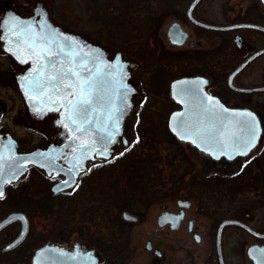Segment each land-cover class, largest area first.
Instances as JSON below:
<instances>
[{
	"label": "rangeland",
	"instance_id": "rangeland-1",
	"mask_svg": "<svg viewBox=\"0 0 264 264\" xmlns=\"http://www.w3.org/2000/svg\"><path fill=\"white\" fill-rule=\"evenodd\" d=\"M190 0H181L182 10L185 8ZM253 0H204L196 12L200 17L207 21L217 23H230L240 17L245 10L251 6ZM255 1V0H254ZM38 2L43 4V7L49 15L50 21L61 31L78 35L85 40L101 46L107 53L113 56L116 52H121L119 45L124 35H127L133 27H130L129 22L133 19H139L135 11L138 7H135L136 3L132 0H0V11L4 9L17 8L18 12H22L27 9L29 5H36ZM182 11V12H183ZM264 15V7L261 10ZM177 20L175 16L171 15L167 17L159 27L158 38L164 44L163 52L169 57L173 58L176 54L174 51H181L187 49L171 47L166 38V31L170 23ZM141 21V20H140ZM126 26V28L124 27ZM128 25V26H127ZM133 24H131L132 26ZM184 28L189 31L191 27L189 24H183ZM129 30V31H128ZM192 31V30H191ZM124 36V37H123ZM192 41H196V35L191 38ZM123 60L133 63L134 59L126 57L122 53ZM261 66H264L262 64ZM260 64L257 63L247 71L246 82L253 84L258 81L264 82V76L257 75L259 72ZM10 69L9 62L6 58L0 55V75L6 73ZM133 68H129L131 73L129 82L133 83L136 89V95L132 99L130 116L125 124L123 136L129 142L126 146H120L118 152H125V148H129L133 145L132 141L135 140L136 124L139 119V106L144 101V92L147 87L150 86L153 79L148 76L147 72H141L138 76L141 83L139 85L137 79L133 75ZM194 72L184 69V71H177L173 76L193 75ZM168 80V78H166ZM168 85L164 89L168 94ZM165 86V84H164ZM264 99V95H255L252 97L253 105L260 103ZM0 100L6 107L5 120L3 125L10 131V133L21 141L23 150L32 149L34 146L44 147L45 137L41 134H36L27 130L21 125L16 118L18 115L19 102L14 97L13 89H7L3 82H0ZM163 109L162 104L157 103V109L159 112ZM172 112V111H171ZM180 150L184 156V162L177 167L176 171L170 170L169 167L163 165L162 162H158L159 158L164 157V153L154 154L150 156L151 161L157 162V168L162 171V177L159 181L160 185L151 187L148 180H142V183L127 182V179L122 174V170L118 171L117 166L113 164H106L101 168H93L89 171L90 178L82 182L78 196L74 200L68 203L64 202L59 205L57 200H54L55 207L53 211L55 213L66 214L67 217H74L76 223L71 221L68 228H76L82 226L79 231L80 234H70L71 239H76L80 242H85L83 238H88L97 242L101 237L105 241L106 239L117 238V234H122L123 237H129V251L125 254L121 253L122 260H118L116 264H148L150 254L144 249L146 239H150L154 242L156 247L162 249L166 254L172 250H176L182 243L192 245L196 248V252L199 254L200 264H213V256L208 258V254L214 250V241L207 236L208 231L211 228L209 222V216L211 215L213 208L219 211L220 217H230L238 213L241 209H246L249 214L247 223L250 224L255 230L264 229V182L261 184L258 179L259 175L252 176L253 180L247 182L244 185L238 183L229 189L218 191H210L211 197H203L202 202L196 198H192L187 191H179L177 194H171L166 191L169 188L170 181L168 176L182 175L185 181H197L203 178L197 174L200 169L204 168V163L201 160L200 155L196 149L186 143L179 142ZM263 144V143H262ZM131 156L137 153H129ZM260 158V157H259ZM115 161V160H114ZM116 162V161H115ZM253 163V162H252ZM156 164V163H154ZM118 165V164H116ZM174 165L179 166V162H175ZM152 173V172H151ZM151 173L148 176L153 177ZM219 174H207L205 177H223ZM34 180L36 177L33 178ZM91 179V182L86 185ZM264 180V178L262 179ZM36 182L38 180H35ZM158 181V180H154ZM55 183V180H50L46 185V188L39 189V182L37 184H28L27 187L33 186L32 192L28 193L26 204L22 207L29 206V203L33 201H39L42 195H50V188ZM87 188V189H86ZM159 189L160 191L157 192ZM185 189L187 186L185 185ZM177 200H189L191 203L188 210L189 217H197L198 232L201 235V242L199 244H191L189 237L185 231L178 229L175 231L169 230L165 227H159L156 223L157 217L165 209L169 212L178 210L176 204ZM207 200L211 203L207 206ZM217 205L213 207L214 204ZM123 206V207H122ZM164 206V207H162ZM125 207V208H124ZM129 212L131 215L137 217L136 222H129L124 220L121 216L122 212ZM39 212V211H38ZM7 213V212H6ZM36 215L32 217L31 224L33 225V233L39 235V241L45 234H48L49 228L54 225V219L49 215ZM73 215V216H72ZM3 216V215H2ZM68 230V229H67ZM214 231V230H212ZM102 233V234H101ZM66 234V233H65ZM104 236H106L104 238ZM36 237V238H38ZM3 237L0 236V243L3 241ZM42 240V239H41ZM250 239L243 234L237 228H228L223 234V248L228 254L235 251L234 256H229L227 259L230 264H244L245 260V243ZM42 243H38L37 239H29L23 243L22 250L25 251V258H29L33 253V250L39 247ZM158 244V245H156ZM177 246V248H176ZM236 248L241 250H235ZM244 249V250H243ZM172 253V252H171ZM129 258L126 260V258ZM120 257V258H121ZM233 260V262H232Z\"/></svg>",
	"mask_w": 264,
	"mask_h": 264
},
{
	"label": "snow or ice",
	"instance_id": "snow-or-ice-1",
	"mask_svg": "<svg viewBox=\"0 0 264 264\" xmlns=\"http://www.w3.org/2000/svg\"><path fill=\"white\" fill-rule=\"evenodd\" d=\"M38 15L39 20L9 14L4 21L0 41L4 42V51L11 53L16 60L31 62V67L18 79L25 97L30 102H38L33 103V111L39 108V115L48 107L57 111L62 109L56 123L67 130L66 140L72 151L61 154L52 149L46 154L16 156L12 153L6 157L0 149V198L5 196L4 185L20 179L29 163L39 164L49 173L66 175L67 179L55 185L54 191L59 192L62 186H74L73 190L79 187L76 177L86 170L91 171V167H86V161L96 157L115 158L110 145L117 142L122 131L121 121L131 108L130 93L135 91L128 83L131 75L129 64L122 59L121 53L116 52L109 59L104 49L85 44L77 36L61 31L48 20L46 12H38ZM198 80L207 83L202 78ZM173 94L177 95L175 91ZM190 95L188 110L172 113V131L180 139L190 140L212 156L247 155L260 134L256 114L247 109H227L216 97L202 90ZM180 102L189 103L184 99ZM226 113H231V116H225ZM8 140L10 145L14 143L11 137ZM138 140L139 136H136L132 143ZM124 143L129 144L127 140ZM116 155H123V151ZM61 157L70 167L63 168L56 163ZM13 246L7 245L9 248ZM77 249L75 253L59 248L55 251L70 258L83 255L94 264L91 252L81 254L79 246ZM249 251L250 254L264 253V249ZM52 264L62 262L53 261Z\"/></svg>",
	"mask_w": 264,
	"mask_h": 264
},
{
	"label": "flooded vegetation",
	"instance_id": "flooded-vegetation-1",
	"mask_svg": "<svg viewBox=\"0 0 264 264\" xmlns=\"http://www.w3.org/2000/svg\"><path fill=\"white\" fill-rule=\"evenodd\" d=\"M192 1L193 0L189 1V3L185 8V11L181 9V16H175L177 20H174L170 23V25L172 23H178L180 25L181 29L187 34V38L185 42L181 45L172 44L170 42L169 36L167 35V31L170 25L168 26L166 31V38L171 47H176L180 49L182 47L184 48L185 45L188 46L187 49L181 51H174V52H176V54L178 53L181 54L182 58L190 59L191 64L194 63L195 71L193 75H184V76L176 77L172 79L170 83L182 77L200 76L206 79L207 81V83L204 86V90L206 93L216 97L219 100V102L224 105L225 108L247 109L254 112L261 126V135L259 138V142L256 145V147L253 150H251L249 154H247L246 156H237L231 160H227L224 157H221L219 159H213L207 154H204L203 152L196 150L197 153L200 155L201 160L205 166L204 168L200 169V171L197 173L201 175L203 178L199 179L196 187L193 188L197 189V197L199 198L198 200L202 202L203 197L204 198L206 196L211 197V195H213L209 192L210 184H208L207 181L210 180L209 179L210 177H205L207 174L218 175L219 172H222V174L228 175L229 176L228 183H224L226 185L228 184V187H233L237 185V182H239L241 185H244L247 182H251L253 180L252 176L254 175L261 176V178L258 179V182L260 184L264 182V180H262L264 178V99L261 100L260 103H257L255 105H253V103L251 102L253 96L264 95V91L253 92V93L240 91L249 88H258L264 86V82L261 80L253 84H250L246 82L247 79H245L247 76V71L257 63L260 64V67H259V72H256V74L260 75L261 77L264 76V66H261L262 64H264V53L248 61L242 68H240L233 75L231 81L229 82V77L233 74V72H235L245 61H247L250 57H252V55H254L255 53H257L258 51L264 48V31L259 29L247 28V27H233L227 30H209L199 26H195L186 16V10ZM203 1L204 0H200L192 11L193 18L201 23L207 25H214L217 27H229L239 24H250L264 28V15L261 12L262 7H264V3L262 0H255V1L253 0L251 3L252 5L249 6L245 10V12L242 15H240V17L236 18L235 21L230 23H217V24H215L212 21L209 22L205 20L204 18L200 17L199 14L196 12L197 8ZM179 3L181 4L182 7V2ZM6 11H13L21 17H30L39 20V15H38L39 9L37 8V4L34 6L32 4L29 5V7L23 10L22 12H18L17 8H15V10L4 9L0 11V15L5 13ZM183 24H189L192 31L191 30L187 31L183 27L184 26ZM194 34L196 35L197 38L196 41L191 40ZM3 43H4L3 41H0V55L7 59L10 65V69L6 73L0 75V82H3V84L7 89H13L14 97L19 102L18 115L16 116V118L19 120L21 125L31 132H35L38 135L41 134L42 136H44L45 143L47 144L52 139L56 138V136L59 134V129L52 124V121L49 118L44 119L42 117H39V115L37 114L39 108L37 109V111H33V106L29 102L27 97H25L23 91L21 90L20 81L18 79V76L22 75L25 71H27L29 67H31V62L29 61L28 63H21L20 61L16 60V58L12 56L11 53L4 51ZM160 43L164 47V44L161 42V39H160ZM112 57L113 56H111L108 53V58H112ZM132 70L134 77L137 79L140 85L141 79L139 80L138 78L140 73L139 65L135 63ZM170 83L168 86L169 97H170ZM145 98L146 97L144 92V99ZM144 101L141 102L139 106V110L141 106L144 104ZM173 104L175 105V108L173 110L179 108L177 104L174 103V101ZM5 114H6V107L0 100V138H2L0 139V142L2 140L4 141L8 137H11L13 140L16 141V143H18L19 153H26L35 148H42L41 146L39 147V145H36L32 149L23 150L21 146V141L15 138L10 133V131L3 125L5 120ZM47 114L50 115V113ZM48 115L46 117H50ZM117 153L119 152H118V147L116 146L112 152L113 156L115 157L114 159L112 157H109V159L107 160L97 158L94 160L86 161L85 165L86 167H91V169L101 168L108 163L114 162L115 159L121 156V155H116ZM30 171H33L34 173L37 174H41L52 181L55 180V183L63 179L62 176H58V177L47 176L38 167L32 165L28 166L27 172L23 176V178H20L16 183L5 185L4 187L5 197H7V200L1 202H3L6 205H14V206H22L26 204L25 198L28 196V193L26 192L27 187L25 185H19V183L26 177V175ZM89 173L90 172L86 170L83 174H79L77 178L79 185L81 184L82 178H84V181L88 179V177L90 178ZM213 179L216 180V177ZM89 182H91V179H89V181L87 182L86 184L87 186ZM191 186L192 185H190L187 188H190ZM77 189L78 187H75V190H73L72 188L67 192H60L55 195L57 196L68 195L71 197L72 200H74L76 196H78L77 193L79 189L78 190ZM50 195L53 196V194L51 193ZM183 201H187L189 203V206L183 209L184 216L178 228L171 229L169 224H165L159 227L162 228L165 227L172 231L183 228L186 235L189 237L191 244L197 245L201 242V235L198 232V224H197L198 218L189 217L188 210L190 209L191 203L189 200H183ZM207 203H208L207 206L211 204L208 200ZM32 204L39 206V201H33L29 203V205ZM216 206L217 205L215 204L213 205V207ZM162 211L164 212L166 210L163 209ZM180 211L181 209L178 207V210L174 211L173 213H179ZM14 212L23 213L21 211H14ZM9 213L2 216L0 220L5 218ZM23 214L26 216L25 213ZM210 214L211 215H208L210 218L209 222L212 230L214 231L210 229L207 233V236L213 239L214 250H213V255L212 252L208 254V258H211L213 256L212 259L213 264H220L221 259L223 264H230L227 258L229 256H234L235 251H233L231 254H228L226 250L223 248V234L225 230H227L228 228L231 227L237 228V227L225 226L222 229L221 250L219 254V252H217V248L215 244L219 224L225 219H233V220H238L251 227L249 224L250 222L247 223L249 219L248 218L249 214L247 213L246 209L245 210L241 209L240 211H238V213L234 214L233 216L223 218L220 217L221 215L219 214V211L214 208L212 212H210ZM27 220L29 226L25 239L17 247L8 250L6 252H0V264H30L33 253L30 255L29 258H25V251L22 250L21 248L23 243H25L28 237L29 227L31 226V220H29L28 217ZM136 221H129V222H136ZM156 223H157V219H156ZM19 229H20V225L18 222L12 223L6 226L5 228L1 229L0 236L1 237L4 236V238L3 241L0 243V247L11 242L18 235ZM237 229L242 231L243 234H245L250 239L248 242L245 243L246 247L244 249H245L246 263L244 264H260V262L264 261V259L259 258V256L254 259L252 255L249 253V250L251 249V247L255 245L264 246V240H258L252 237L250 234H248L241 228H237ZM252 229L255 230V228ZM255 231L259 233H264V229L255 230ZM105 237L106 236H104V238ZM197 237L199 238V240H196ZM85 242L86 243L80 242L74 238L71 239L70 237L69 238L59 237L53 240L46 241L42 243L39 247L47 243L57 244L60 245L61 248L64 249L65 251L69 253H75L78 251L77 246H79V252L81 254L84 252L93 251L92 254L96 261L95 264H116L119 259L122 260L121 253L124 252L126 254L129 251V244H130L129 237L128 238L123 237L122 234H117V238H111V237L109 239L105 238V241L101 237V239H99L97 242L92 240L89 241L87 240ZM147 243H149L150 245L149 249H147L146 247ZM144 249L147 250L150 254V258L148 259L149 262L148 264H200L199 254L196 252V248L193 247L192 245H187L185 243H182V245H180L176 250H172V248L170 247L169 248L170 252L166 254L162 249L156 247L152 240L146 239ZM235 250H241V249L236 248ZM156 251L159 252V254H157ZM76 258L77 261H85V256L83 255L77 256ZM128 258L129 256L126 258V260Z\"/></svg>",
	"mask_w": 264,
	"mask_h": 264
},
{
	"label": "trees",
	"instance_id": "trees-1",
	"mask_svg": "<svg viewBox=\"0 0 264 264\" xmlns=\"http://www.w3.org/2000/svg\"><path fill=\"white\" fill-rule=\"evenodd\" d=\"M127 1V0H126ZM136 3L135 7H138V10L135 11L136 15L142 16L139 19H133L129 22L130 27H133L132 30H128L129 33L124 35L121 39L119 45L121 47V52L129 58L134 59L135 63L140 67V73H146L153 79L149 87L145 89V101L140 108L139 119L136 124L135 133L136 136H139V140L133 143L127 151L123 153L120 157L115 159L114 162L109 163L113 166H117V170H122V174L127 179V182L142 183V180H148L151 187L160 185L159 181L162 177V171L158 169L157 162L151 161L150 156L154 154H159L160 151L165 155L163 158H159L158 162H162L164 166L169 167L170 170L176 171L177 167H180V164L184 162V156L180 150L178 140L169 132L167 128V119L171 111L175 108L172 99L169 97V94L165 93L164 89L169 82L179 77L177 75L173 76L177 69L181 72L184 69L188 71H195L194 63L191 64V60L188 58H182L181 54H175L173 58L164 54L163 49H165L161 43L160 38H158V30L165 19L171 15L181 16V0H132ZM131 24H133L131 26ZM128 26V25H127ZM126 28V26L124 25ZM183 55V54H182ZM181 57V59H180ZM191 64V65H190ZM139 73V74H140ZM168 78V80L166 79ZM165 84V86H164ZM157 103L162 104L163 109L159 112H156ZM137 153L136 155H130L129 153ZM175 162H179L178 165H174ZM156 163V164H154ZM118 164V165H116ZM152 172V173H151ZM151 173L154 179L148 174ZM223 175V177L215 178L210 177L207 181L210 191H218L220 188L223 190H228V175ZM38 180L39 186L41 188H46V185L49 183V179L44 177L41 174L34 173L33 171L28 172L26 177L19 183V185H25L32 183L34 185ZM170 181L169 188L166 189L167 192L171 194H177L179 191H187L190 196L198 199L196 187L198 180L195 181H185L182 178V175L178 176H168ZM158 180V181H154ZM84 184V178L81 180V184ZM239 182H237L238 184ZM81 184L79 186H81ZM185 185L190 188L185 189ZM226 185V186H225ZM33 186L27 187L26 192L30 193ZM9 189V188H8ZM80 190V187H78ZM77 189V190H78ZM76 190V191H77ZM78 190V191H79ZM157 192H159V189ZM9 191V190H8ZM28 197L25 199L27 200ZM7 197L0 198V218L2 215L9 212L21 211L26 214L29 220L36 215H49L52 216L54 225L52 228H49L47 231L48 234H45L39 241V235L33 233V225L29 227L28 237L26 242L29 239H37L38 243H44L49 240H53L59 237L69 238V235L74 233L76 235L80 234L82 226L76 228H68L69 223L72 221L76 223L74 217H67L63 213H55L53 207H55L54 200L59 201L60 205L66 201L69 203L71 197L68 195H42L39 199L38 205H29L27 207L6 205L1 201H6ZM39 211V212H38ZM7 212V213H6ZM73 216V215H72ZM71 219V221H69ZM68 229V230H67ZM66 233V234H65ZM102 234V233H101ZM38 237V238H36ZM85 241H89L88 238H83Z\"/></svg>",
	"mask_w": 264,
	"mask_h": 264
},
{
	"label": "water",
	"instance_id": "water-1",
	"mask_svg": "<svg viewBox=\"0 0 264 264\" xmlns=\"http://www.w3.org/2000/svg\"><path fill=\"white\" fill-rule=\"evenodd\" d=\"M199 1L200 0H193L191 2V4L189 5V7L187 8V10H186V16H187V18L195 26H199V27H202V28H205V29H209V30H227V29H230V28H233V27H247V28L259 29V30L264 31V28H261V27L255 26V25H250V24H239V25L229 26V27H217V26H214V25H207V24L201 23V22L195 20L193 18V16H192V11H193L194 7L196 6V4ZM262 1L264 3V0H262ZM37 8L39 9V12H46L47 13V11L45 10V8L43 7V4L41 2H38L37 3ZM9 14H15L16 16H19V15H17L13 11H6L2 15H0V31H1V34L3 33L4 21L9 18ZM19 17H21V16H19ZM21 18H30V17H21ZM47 18L50 21L48 13H47ZM167 35L169 36L170 42L172 44H176V45L183 44L185 42L186 38H187V34L181 29V27H180V25L178 23H172L170 25V27L168 28V31H167ZM75 36H77L85 44H88V45H91V46H94V47H100V48H102L101 46L95 45V44H93V43L85 40L84 38L78 36V35H75ZM105 52H106V54L108 56L107 51H105ZM262 53H264V48L262 50L258 51L257 53H255L254 55H252V57H250L235 72H233V74L229 77V82L231 81L233 75L240 68H242L248 61L252 60L253 58L257 57L258 55H260ZM109 59H111V58H109ZM128 64H129L128 70H129L130 67H133L134 66L133 63H129L128 62ZM198 78H202V77H200V76L182 77V78L176 79V80H174V81H172L170 83V97L178 105L179 108L176 109V110H174V111H172L169 114V116H168V119H167V128H168L169 132L178 141L184 142V143H189L190 145H192L193 147H195L198 151H201L204 154H207L208 156H210L213 159H219L221 157H224L227 160H231V159H233V158H235L237 156H246L244 154H239V153L234 154L231 157L226 156V155H223V154H220L219 156H212L211 153L203 151L196 144L191 143L190 140H182V139H180V137L177 136V134L172 131V127L170 126L171 125V122H172V113H177V112L183 113V112H185V111L188 110V108L190 107V104H191V95H190L191 93H194L197 90H202L203 92H205L204 86H205L206 83H200L199 80H198ZM202 79L204 81H206V79H204V78H202ZM128 83L131 84L132 87L134 88L133 83H130L129 82V78H128ZM21 90L23 91L22 88H21ZM174 91L177 93V95H174L173 94ZM240 91L249 92V93L260 92V91H264V86L258 87V88H249V89L240 90ZM23 93H24V91H23ZM135 95H136V89H135V91H133L132 93H130L129 99L131 101V104H132V99H133V97ZM177 96H179V99L177 98ZM181 99H184V100L188 101L189 103L187 105L186 104H182L180 102ZM30 103L33 105V103H38V102L31 101ZM130 110L131 109H129L126 112V114L123 117V120L121 121L122 131H121V133L119 134V136L117 138V142L114 143V144H112V145H110V148H111V151L112 152H113V150H114V148L116 146L118 148L121 145L122 146H126V144L124 143V141L126 139L123 136V132H124L125 124L128 121V118H129L130 113H131ZM60 111H62V109ZM60 111H57L55 108L48 107L41 114H39V117H42L44 119L49 118L52 121V124L59 129V134L56 136V138H54L51 141H49L48 144L46 146L42 147V148H35V149H33V150L29 151V152H26V153H19V151H18L19 150L18 143H16V141L11 138L12 141H14V143L10 145L9 144V140H8L9 137H8L4 141L2 140L0 142V149L3 150L5 156L8 157L12 153H14L16 156H26V155L33 154V153H45L46 154V153H48L52 149H56V152L57 153H61V154H66L68 152H71L72 149H71V147L68 146V142L66 140L67 130L62 125H58L56 123V120L57 119H60ZM47 113H50V115H48ZM47 115L50 116V117H46ZM51 115H52V117L54 119L51 117ZM225 116H231V113H226ZM256 118H257V116H256ZM257 120H258V118H257ZM61 133H65V135H61ZM260 135H261V126H260V134L257 137L256 144H255V146L251 150H253L256 147V145L258 144ZM10 149H11V152H10ZM249 152L247 154H249ZM97 158H101V159H104V160L109 159V157H107V158L96 157L95 159H97ZM89 160H93V159H89ZM56 163L59 164L63 168L70 167V165H68L67 162H66V160H64L62 157L60 159H58L56 161ZM31 165L32 166H35V167H38L39 169H41L47 176H50V177L62 176L63 177L62 180L67 179V177H66V175L64 173H62V172H52V173H49L46 168L41 167L39 164H36V163H29V164H27L25 166V171L21 174V177L26 173V171L28 169V166H31ZM6 173H7V169H6ZM78 176L76 178H78ZM18 180H14L12 183H16ZM59 183H60V181L57 182V183H55V184H53L51 186V188H50L51 194L55 195V194L60 193V192L68 191V190H70V189H72L74 187V186H71V187H69V186H62V188H61V190L59 192L54 191L53 190L54 189V186L57 185V184H59ZM5 185H7V183ZM5 185H4V187H5ZM181 201H183V200H178L176 202L177 203V206L179 208H181V211L179 213H173V212H169V211H164V212H162L157 217V224H158V226H163L165 224H169L171 229L178 228V226H179V224L182 221L183 216H184L183 209H185V208H187L189 206V203L187 201H184L185 202L184 204H181L180 203ZM21 216L24 217L23 220L20 219ZM122 218L124 220H127V221H136L137 220V218L135 216H133V215H131L129 213H126V212H123L122 213ZM15 222H18L19 225H20L19 233H18V235L11 242H9L8 244H5V245L1 246L0 247V252H6L8 250H11V249L17 247L25 239V237L27 235V232H28V226H29V224H28L27 217L23 213H20V212H12V213H9L5 218H3L2 220H0V225H3L2 227H0V230L3 229V228H5L6 226L12 224V223H15ZM225 226H235L237 228H241L245 232H247L248 234H250L252 237H254V238L258 239V240H264V233L256 232L251 227H249L248 225H246V224H244V223H242V222H240L238 220L225 219V220H223L219 224V227H218V230H217V235H216L215 244H216L217 252H219V254H220V250H221V232H222V229ZM196 240H199V238L197 237ZM9 244H14V246L11 247V248H9V247H7V245H9ZM146 247H147V249L150 248L149 243H147ZM58 248L59 249H62L60 245H57V244H49V243H47V244H45V245L37 248L34 251V253H33L32 257H31L30 264H52L53 261L62 262V264H93V261L89 260L88 257H86V256H85V261H77L76 260L77 259L76 257L75 258H70L69 256H62L61 254H59V253H57L55 251ZM251 249H264V246H256L255 245V246L251 247ZM90 252L92 253L93 251H90ZM249 253H250V251H249ZM157 254H159V252H157ZM251 255H252V257L255 256V258L259 256V258L264 259V253H261L259 251L255 252V253H253ZM95 262L96 261H95V258H94V264H95ZM220 264H223L222 259L220 260Z\"/></svg>",
	"mask_w": 264,
	"mask_h": 264
}]
</instances>
